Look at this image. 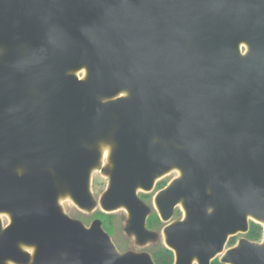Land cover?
Segmentation results:
<instances>
[{
    "label": "water",
    "instance_id": "95a60500",
    "mask_svg": "<svg viewBox=\"0 0 264 264\" xmlns=\"http://www.w3.org/2000/svg\"><path fill=\"white\" fill-rule=\"evenodd\" d=\"M174 170L155 206L184 210L164 229L176 264L264 224V0H0V264H153L60 200L124 209L141 243L137 193ZM223 261L264 264V242Z\"/></svg>",
    "mask_w": 264,
    "mask_h": 264
},
{
    "label": "flooded vegetation",
    "instance_id": "af4514ba",
    "mask_svg": "<svg viewBox=\"0 0 264 264\" xmlns=\"http://www.w3.org/2000/svg\"><path fill=\"white\" fill-rule=\"evenodd\" d=\"M178 177L177 171H172L168 175H164L158 180L155 181L152 189L150 191H138L139 199L148 207V212L145 216V228L147 231L155 233V237L147 238L143 240L141 243L136 240L133 235L128 234L133 239L127 238L116 242L112 239V237L117 233L120 228L117 227L116 222L119 218L113 215L115 212L106 213L101 211H94L90 216L83 217L82 221L87 223L89 227L91 223L98 219L101 221L102 229L110 236L113 244L116 249L120 253L125 252H133L136 255H143L142 253H146L149 255L153 264H176V254L172 248H170L164 238V229L173 223L181 221L183 219V209L181 206L180 200L175 202L172 206L170 218L165 221L162 219L161 214L158 212V209L155 206V197L159 191L165 189L172 181H174ZM107 186V185H106ZM104 215H100V213ZM130 217L128 212L124 213L122 223H125V227H127V223ZM255 226H259L260 229V237L258 239L249 238L248 234L255 229ZM124 227V229H125ZM258 229H255L257 231ZM123 233H126L125 230ZM127 234V233H126ZM238 234H230L227 236V239L224 243L222 251L217 253L209 262V264H231L229 262H224L223 259L227 255V252L234 248L238 244ZM247 241L254 244H262L264 242V226L259 224L253 220H249L248 222V231L244 233L243 236ZM138 264H147L144 262H140ZM191 264H198L196 259H193Z\"/></svg>",
    "mask_w": 264,
    "mask_h": 264
},
{
    "label": "rangeland",
    "instance_id": "374dc122",
    "mask_svg": "<svg viewBox=\"0 0 264 264\" xmlns=\"http://www.w3.org/2000/svg\"><path fill=\"white\" fill-rule=\"evenodd\" d=\"M241 52L243 53L245 51V47L240 49ZM104 164H102V167L107 165V161L104 160L103 161ZM172 172V171H171ZM169 172V173H171ZM168 173V174H169ZM166 174V175H168ZM158 180V179H157ZM107 185V177L104 175L102 169H96L93 171V173L91 174V182H90V190L92 193V196L94 197V199L98 202L100 195L103 193V191L105 190ZM66 201V202H65ZM60 206L62 208V210L64 211L65 214H67L69 217L76 219L80 222H82L84 224L85 227L88 226L87 223H84L82 221L83 217H88L90 216L94 211H98L99 210V206H96L92 211H83L78 209L74 203L69 199V198H63L60 200ZM124 213H126V211L124 209H118L115 211V213L113 215H115L118 219V221L116 222L117 227L120 228L118 233H117V237L116 234L112 237V239L116 242L123 239L127 238H132V236L130 237L128 234L123 233L124 232V227H125V223H122L123 220V215ZM0 220L3 226L7 225L9 223V218L7 215H1L0 216ZM238 236V241L245 239L243 236L244 234L240 233L237 235Z\"/></svg>",
    "mask_w": 264,
    "mask_h": 264
},
{
    "label": "bare ground",
    "instance_id": "6f19581e",
    "mask_svg": "<svg viewBox=\"0 0 264 264\" xmlns=\"http://www.w3.org/2000/svg\"><path fill=\"white\" fill-rule=\"evenodd\" d=\"M241 47H244V45H241ZM108 153H109V150H108V148H106V147H103L102 148V159H103V161L104 160H106V158H107V156H108ZM174 171H176V170H174ZM178 173V172H177ZM168 174V173H167ZM166 175V174H165ZM178 176H179V173H178ZM66 202V201H65ZM182 206V205H181ZM183 209V208H182ZM183 213H184V210H183ZM1 215H3V214H0V216ZM253 220V221H255V222H257V223H259V224H262L263 226H264V224L263 223H261L260 221H257V220H255V219H252V218H249V220ZM26 251H29L30 253H32L31 251V249H29V248H26Z\"/></svg>",
    "mask_w": 264,
    "mask_h": 264
},
{
    "label": "trees",
    "instance_id": "16d2710c",
    "mask_svg": "<svg viewBox=\"0 0 264 264\" xmlns=\"http://www.w3.org/2000/svg\"><path fill=\"white\" fill-rule=\"evenodd\" d=\"M100 213V215H104L103 213H101V212H99ZM259 226H255V229H258L257 231H255V229L252 231V232H250L249 234H248V236H249V238H251V239H258L259 237H260V227L258 228Z\"/></svg>",
    "mask_w": 264,
    "mask_h": 264
}]
</instances>
